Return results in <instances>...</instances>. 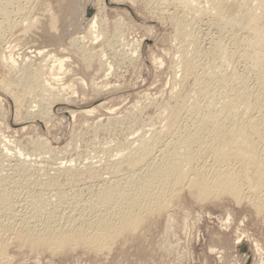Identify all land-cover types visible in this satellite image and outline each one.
<instances>
[{"label":"rangeland","instance_id":"1","mask_svg":"<svg viewBox=\"0 0 264 264\" xmlns=\"http://www.w3.org/2000/svg\"><path fill=\"white\" fill-rule=\"evenodd\" d=\"M262 2L222 0L221 12L239 7L236 26L222 27L206 0L199 15L187 0H0V194L18 215L12 222L0 208V225L9 220L0 226V264H264V191H250L234 160L220 168L236 172L238 199L201 187L215 165L202 139L218 124L227 127L217 117L230 106L227 86L239 84L224 79L236 76L250 90L240 111L259 102L252 59L264 54L256 38L264 35ZM242 112L245 121L251 113ZM180 139L198 151L192 170L148 208L152 199L137 177L160 167ZM143 142L150 158L133 171L123 157ZM131 182L128 198H144L143 209L108 238L98 224L106 211L96 205L98 194L114 189L111 204L123 215L126 200L115 186L122 192ZM109 215L103 224L117 226L118 216ZM22 217L38 229L49 223L52 244L32 245ZM94 233L101 239L91 244Z\"/></svg>","mask_w":264,"mask_h":264},{"label":"bare ground","instance_id":"2","mask_svg":"<svg viewBox=\"0 0 264 264\" xmlns=\"http://www.w3.org/2000/svg\"><path fill=\"white\" fill-rule=\"evenodd\" d=\"M12 1L13 0H5L6 3L7 2L11 3ZM189 1H194V2H196V4L191 5L189 3ZM261 1L264 2V0H261ZM187 2H188L189 7L192 8L195 13L197 12L196 14L200 13L201 11H204V10L200 11V9L198 7L199 6V2H201V0H187ZM206 2H207V5L210 6L211 12L212 13L214 12V15H216L217 20H218L219 24L222 27H234V26H236V23L238 21L239 7H237L236 5H230V6L227 7L225 12L224 11L221 12L219 10V6H220L222 0H206ZM201 9H203V8H201ZM207 9H208V7H207ZM229 15L232 16V18ZM97 18L98 17L95 14L90 19L89 24H90L91 31H92V29H94L96 27L95 25L97 24ZM246 25H247V23H246ZM249 26L250 25H248L247 28L250 29ZM244 27L246 28V26H244ZM251 28H252V26H251ZM252 29L253 30H251V29L250 30L255 32V28H252ZM256 38H257V43L260 46L264 44V35H263V33H260V35L257 36ZM255 55H254V59H252V62L254 61V66H255L254 69L256 70V72L258 74L257 75L258 77L256 79L259 78V80H258L259 81V83H258L259 86L258 87H260V88H259V91H257L258 93L256 94V96L258 98V101H259L258 103H256V104H250L249 102L245 103L244 104L245 106L243 108V112L240 111L239 108H240V104L242 103L241 100L242 99L246 100L247 97L251 96L250 93H249L250 90H248L246 85H244V87H243V85H241V84H243L244 82L241 83V81L238 80L239 78H237L236 76L234 77V76L230 75V76H228V79L226 78L223 81V82H225V80H229L232 83L238 82L239 84L236 83V85L238 84V86H236L237 89L235 88L236 90H233L234 88L231 89L230 85L227 86L228 87L227 88L225 86V84H224V86L229 91V92L227 91V93H228L227 99H228V101H230V103H229L230 106H225L222 109H220L221 110V115L218 114L217 116L220 115V117H217V118L218 119L221 118L222 121L227 124V127L224 128V127L220 126V124L216 125L213 128V130H212V134L210 136H208L206 139L205 138L202 139V141L204 143L201 142L202 145H205L204 146L205 149L208 150V152H210L212 154L213 159H214V164H215V165L211 166V169L209 171H205L204 170L205 171V173H204L205 177L209 178V179L206 178L201 183V187L203 188L204 192L213 191L215 189H216V191L219 190V189H221V190L224 189V190L228 191L229 193L233 194L234 197H237V199H238V197H240L239 195L241 194V188H242L241 186L242 185L239 183L240 181L238 179L237 174H235L236 172H234L231 169H223V168L221 169L220 168L221 164L222 165L226 164L229 160L237 161L238 164H240L241 169H243V172H244V175H245L244 178L247 180L246 182H248L249 189H250L251 192L253 191V192L256 193L258 191L259 192L261 191V193H262L264 191L263 190L264 189V54L256 53ZM252 56L251 57L249 56L250 60H251ZM10 61H11V59H10ZM58 65H59L58 66L59 69H61L62 68V61H58ZM28 68L29 67H25V68L20 69V70L22 71V73L24 75L27 76L29 74V69ZM211 68H212V66L210 65L209 69H211ZM232 75H234V74H232ZM226 85H227V83H226ZM230 111L233 112V114H234L233 116H229V114L228 115L226 114V113H228ZM244 111H245V113L247 112L248 114L251 113L248 117H246L245 121L243 119H240V114H241V112L244 113ZM254 112H255V115H253ZM86 114H88V113H86ZM230 114H231V112H230ZM143 144H144V142H143ZM261 145H262L263 149L260 148L261 149V151H260L259 146L261 147ZM148 146L146 144H144V146L142 147V150L136 151L137 149L136 150L134 149L136 152L131 153V154H130V151L132 149H130V150L128 149L129 151L125 154V157H123V158H126L129 163H131L130 164V168H133V171L136 168V166H139L141 163L145 162V160L149 157V156L147 157V155H150V154H148V152H150V151H148L150 149V148L148 149ZM140 147H141V145H140ZM198 147L200 148L201 146L198 145L197 148ZM200 149H199V151H200ZM191 150H192L191 142H189L188 139H180L179 142L174 145V147L170 148V150H168V149L165 150L167 152L164 155L162 153H164L165 151H163L160 154V155H163L162 158L164 159V162H163V164L161 163L162 164L161 166L159 165L160 167H158V165L156 166V167H158V169L156 167L154 169L153 168L154 165L151 164L152 166L150 165V167H151V169L153 168V170L152 171L150 169H148V170H150L149 172H152V173L149 174V172L147 171L148 172V175H147V172L146 173L144 172V174H146L147 176L144 175L145 177L143 176L141 178H139L140 177L139 175H136V177L137 176H139V177H137L138 179L136 178L137 180H136V182L134 180V182L138 183L139 186H140V190L146 191L148 193L149 197L152 199V200L147 202L146 207L148 206V208H149L150 206H155L156 204H161V203H159V201L162 202L161 200H159L160 196L161 197L163 196L161 194H163L167 190L170 191V189L175 190V187L177 185L181 186L183 181L187 180L186 179L187 174L190 173V171L192 170V167H191L192 166V162H193V160L195 158V152L197 151V150L196 151H191ZM124 153H123V155H124ZM19 158H21V156ZM147 162H146V165H147ZM20 164L23 166V169H24V168H26V165L29 164V161H27V159H26L23 162H21ZM215 167H217V169H215ZM136 169H138V168H136ZM130 170H132V169H130ZM135 171H137V170H135ZM134 174L135 173L131 172L132 176ZM156 176H158L159 178H158V181L155 184L154 183V179H155ZM133 177H135V176H133ZM118 180H116V181H118ZM121 181H122V179H121ZM132 182H133V180H132ZM132 182L129 185H125L126 187L122 188V192H121V189H120L121 187L120 186L118 187V185L120 183L115 186L117 189L119 188V190H120L119 192L121 193L120 196L123 198V200H126L127 212L125 214H123V215H122V209L118 210L119 212L117 213V211L113 208V206H114V205H112L113 203L110 200L111 194L115 193L114 189L110 190V188H109V190L108 189L105 190L106 189L105 188V189H103L105 191H101V193L98 194L99 197H98V200H96L97 201L96 205L99 204L98 207H100L102 209L103 208L106 209V211H100L99 210L101 212V214H100V218H98V220H99L98 224L100 223L102 225V226H99V227H100V229L101 228L103 229L104 233H106L104 235H106L107 237L109 236L108 238H110L111 235H116L117 233H119L122 230V227L132 226L136 222V220L138 218V216H133V214L135 212L141 210V208L143 209V205L144 204L142 202L145 200L144 198H141L140 200L138 198H136V196H131L130 198H128V196L130 195V194H128L129 190H132L131 188H132L133 183H134V182L133 183ZM135 183H134V185H135ZM173 185H176V186L173 187L174 189L171 188ZM116 192H118V190ZM263 194H264V192L262 193V195ZM9 205H10L9 204V200L7 199L6 195L3 194V193L0 194V208H3V210L6 209L9 212L8 213V219H10L12 221V220H15L16 217L18 218V215L14 213V209L13 210L10 209L11 205L10 206ZM111 205H112V207H110ZM260 205H258V207ZM15 206H17V205H15ZM146 207L144 209H147ZM116 209H118V208L116 207ZM106 212H107V216L109 214H111V218L113 216H115V215L118 216V217L115 216L116 220H118V221L114 220L116 222L117 226L114 225V222L109 220L110 223L112 222L111 224H113L116 228H114L113 225L112 226H107V224H103V223H105V221H107L106 219H108V218L105 219ZM108 212H112V213L108 214ZM0 218H2V216ZM25 219H26L25 217L24 218L22 217V218H20L17 221L18 222L20 221V226H23V228L25 229V233L27 235L26 238H27V240L29 239V241H30V243L32 245H34V246L38 245L39 246L41 244L44 245V244H47V243H49V244L51 243L52 244V241H51V239L48 236L49 235L48 234V230L50 229L49 228V226H50L49 223H45V224H47V226L46 225L45 226H40L41 228L38 229L37 227H35V224L33 222L35 219L33 221L31 220L33 222V224L32 223H28V221L25 220ZM7 221H9V220H6V223H7ZM2 222H5V221H2ZM5 224H2L0 226H3ZM68 224H70V222ZM85 224H87L86 227L89 228L90 224H88V223H85ZM98 224H96V225H98ZM41 225H43V224H41ZM110 227H113L114 230H112ZM77 228H78V226H77ZM94 228H96V227H94ZM55 231L57 232L56 229L54 230V232ZM78 231H79L80 235H81V233L83 234V232H81L80 230H78ZM103 231H101V232H103ZM56 232L53 233V234L54 235L55 234L59 235V233H60L59 230H58L59 233H56ZM94 232H97V231H94ZM101 232H99L100 233L99 236H101ZM53 234H51V235H53ZM61 234L64 235V233H61ZM90 235H92V234H90ZM94 235H95V233H94ZM66 236H68L67 232H66ZM97 236H98V234L95 235L92 238H87L86 237L87 239L86 238L85 239L89 240L90 243H91L92 239L94 240V238L97 237ZM102 237L105 238V236H102ZM97 238H95V240ZM62 239H64V238H62ZM62 239H60V240H62ZM100 239H99V241L102 242L103 238H102V240H100ZM64 240H62V241H64ZM62 241H60V244L58 242L57 245L58 244L61 245ZM68 241L70 242L69 238H68ZM71 241H72V239H71ZM97 242H98V240H97ZM53 243H55V240L53 241ZM68 243H66V244H68ZM54 245H56V244H53V246ZM61 246L64 247V245H61ZM102 246H103V244H102Z\"/></svg>","mask_w":264,"mask_h":264},{"label":"water","instance_id":"3","mask_svg":"<svg viewBox=\"0 0 264 264\" xmlns=\"http://www.w3.org/2000/svg\"><path fill=\"white\" fill-rule=\"evenodd\" d=\"M93 11L91 9L88 10L87 17H90L92 15Z\"/></svg>","mask_w":264,"mask_h":264}]
</instances>
